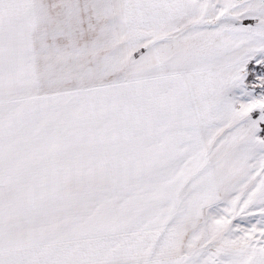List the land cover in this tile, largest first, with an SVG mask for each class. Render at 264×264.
Returning <instances> with one entry per match:
<instances>
[{
    "label": "snow or ice",
    "instance_id": "obj_1",
    "mask_svg": "<svg viewBox=\"0 0 264 264\" xmlns=\"http://www.w3.org/2000/svg\"><path fill=\"white\" fill-rule=\"evenodd\" d=\"M0 264H264V0H0Z\"/></svg>",
    "mask_w": 264,
    "mask_h": 264
}]
</instances>
